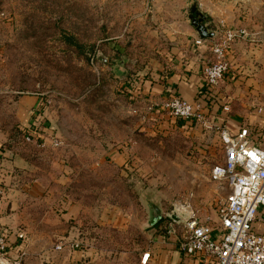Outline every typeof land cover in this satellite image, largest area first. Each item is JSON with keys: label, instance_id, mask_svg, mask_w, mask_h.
Instances as JSON below:
<instances>
[{"label": "rangeland", "instance_id": "1", "mask_svg": "<svg viewBox=\"0 0 264 264\" xmlns=\"http://www.w3.org/2000/svg\"><path fill=\"white\" fill-rule=\"evenodd\" d=\"M138 1L145 5L0 0V217L13 213L16 225H1L24 235L9 241L8 264H143L147 252L151 264L160 241L181 238L177 228L168 233L173 211L190 205L216 225L228 193L227 182L211 178L224 159L221 141L200 138L198 126L162 127L150 119L155 100L133 91L152 80L159 59L150 54L159 33L147 34L145 21L129 12ZM233 1L237 24L217 30L247 36L226 55L230 77L214 87L224 102L218 113L263 144L264 0ZM31 97L39 99L36 114L24 117L19 109ZM150 202L162 213L153 227Z\"/></svg>", "mask_w": 264, "mask_h": 264}, {"label": "built area", "instance_id": "2", "mask_svg": "<svg viewBox=\"0 0 264 264\" xmlns=\"http://www.w3.org/2000/svg\"><path fill=\"white\" fill-rule=\"evenodd\" d=\"M152 1L145 0V9L148 12L151 10ZM242 35L247 36L243 29L227 30L222 32L221 39L212 41L210 49L215 59L202 68V76L208 88L214 90L229 72L226 55L234 39ZM194 43L202 45L204 39L196 37ZM156 106L157 103H153L152 109ZM161 107L178 120L197 123L206 120L204 105L200 101L190 103L170 95ZM223 109L226 111L228 106L225 105ZM251 135L252 131L246 127L241 128L235 135L226 130L221 132L224 159L212 168L211 178L218 182H227L228 193L217 209L216 225L208 217L200 219L188 205L180 210V222L168 229L169 234H174L176 228L181 232L178 241L180 251L188 258L197 259L199 264H264V230L257 232L254 227L259 209H264V146L252 142L256 140L249 141L248 137ZM9 238L0 234L2 258L9 252ZM19 239L22 241V234H19ZM148 258L149 253H144L142 263L145 264Z\"/></svg>", "mask_w": 264, "mask_h": 264}, {"label": "crops", "instance_id": "3", "mask_svg": "<svg viewBox=\"0 0 264 264\" xmlns=\"http://www.w3.org/2000/svg\"><path fill=\"white\" fill-rule=\"evenodd\" d=\"M193 1H197L198 10L205 16L203 20H207L206 23L204 22L205 24L213 25L214 28L218 23H223L225 25L237 24L238 8L233 0H155L154 7L150 12L146 11L145 5L140 1L130 5L129 12L135 13L136 16L140 17V20L145 21L147 24V34L152 35L156 32L159 33V36L152 42L155 47L153 46L152 53H150L158 54L159 56V59L155 61V64L151 67V74L153 75V77H151L152 80H140L139 83H135L133 86V91H135L136 95L140 98L155 100L154 103H157V106L154 108V111L150 113V119L155 123L162 125V127L166 126L168 130L192 131L193 127L198 126V130L195 129L196 134L202 139L207 137V139H211V142H214L218 138L220 140V135L223 130L235 135L243 126L240 125L237 119L224 116L223 112L218 113L216 117L213 116L215 112L211 113L213 115H207V109L205 108V123L202 122L199 124L197 122L176 120L165 108L161 107L163 101L170 95L178 96L190 103H198L202 98L200 95L202 87L206 86L202 76V68L212 63L215 59L211 52L210 45L212 41L220 38L219 36H221L223 30H217V26L213 31V37L204 39V44L202 45H196L194 39L199 37V35L189 20V7ZM152 22L157 23V26L151 25ZM152 27L157 28V30ZM230 50L231 47L228 51L230 52ZM231 52V54L234 53L233 50ZM228 77H230L229 73L223 78L228 79ZM38 100L37 97H31L27 103L22 102V109H19V113L24 117L34 114L32 111L36 109V105L39 104ZM208 122L213 123V125H208ZM207 127H212L211 130H215L214 132L216 135L212 134L208 136L207 132H203L205 129H208ZM252 142H255L256 145L264 146V143ZM205 143L206 142L201 141V143H197V145L202 148L206 147L210 149L211 146ZM222 201L220 203H222ZM197 216L200 219L207 217H201L198 212ZM15 222H17V219L14 218L13 213L5 217H0V226H3L1 224L10 226L11 223L16 225ZM12 224L11 226H13ZM254 227L257 232H262L264 230V209L262 208L258 211ZM5 228L10 232V238L13 242H18L20 240L19 234L23 235V233L12 231L8 227ZM174 239L171 237V240L167 238L169 241L163 240L159 242L158 251L161 256L155 262H151V264H193V262L180 251ZM21 240L23 242L24 238ZM17 247L18 246L15 248ZM24 254L25 253L22 251L21 257L19 256L17 258L18 262ZM12 257H14V255H12ZM194 264H199V262Z\"/></svg>", "mask_w": 264, "mask_h": 264}, {"label": "water", "instance_id": "4", "mask_svg": "<svg viewBox=\"0 0 264 264\" xmlns=\"http://www.w3.org/2000/svg\"><path fill=\"white\" fill-rule=\"evenodd\" d=\"M198 3L197 1H193L189 7V20L191 25L195 28L196 32L198 33L200 38L206 39L211 38L214 35V32H209L204 24V15L198 10L197 8ZM99 56V55H98ZM105 63V61H103ZM149 219L147 222V227H153L157 225L160 220L162 219L161 208L154 204L149 203ZM168 218L172 219L175 222H180L181 220V212L179 210L173 211L171 215L167 216ZM0 264H8L5 262L2 257H0Z\"/></svg>", "mask_w": 264, "mask_h": 264}, {"label": "trees", "instance_id": "5", "mask_svg": "<svg viewBox=\"0 0 264 264\" xmlns=\"http://www.w3.org/2000/svg\"><path fill=\"white\" fill-rule=\"evenodd\" d=\"M206 21L207 20L205 19L204 22L206 23ZM205 26L209 32L212 31V30H210L209 24H205ZM200 95L202 96V98L199 101H200V103H202L204 105V108L207 109L206 114L209 115L212 112H215L214 115L217 116L219 106H223L222 103H224L223 101H221L220 94L218 92L214 91L213 89L208 88L207 86H203L202 92ZM43 108H45L44 103L42 104L41 108H37V111L40 112ZM7 232L8 231H6V228L4 226H0V234H5L6 237L8 238V237H10L11 234H10V232H8V233ZM9 240L11 241V238H9ZM189 260H191V262H193V264L198 263L197 259H195L194 257H190Z\"/></svg>", "mask_w": 264, "mask_h": 264}]
</instances>
